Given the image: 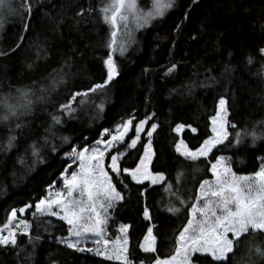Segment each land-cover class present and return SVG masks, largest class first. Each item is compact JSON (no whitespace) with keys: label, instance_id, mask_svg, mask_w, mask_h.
<instances>
[{"label":"trees","instance_id":"trees-1","mask_svg":"<svg viewBox=\"0 0 264 264\" xmlns=\"http://www.w3.org/2000/svg\"><path fill=\"white\" fill-rule=\"evenodd\" d=\"M104 2L30 0V21L22 22L20 12L7 13L5 17L0 50L10 55L0 57V96L10 92L16 95L17 88H30L40 96L39 89L49 88L52 79L60 76L66 83L56 92L43 94L51 98L37 102L34 114L21 119L24 127L16 133L17 147L10 152H0V226L12 208L40 199L46 195L49 184L59 181L68 163L62 157L72 146L62 144L61 136L71 137L74 144L94 143L105 128L114 129L129 114L135 113L142 119L154 112L153 119L159 128L153 136L156 156L150 170L164 173L173 189L180 188L187 197L190 193L195 195L203 179L213 177L203 160H185L175 151V144L184 140L194 150L210 137L211 120L221 98L227 102V119L235 122L242 133L243 129L251 130L257 122L264 121V74H260L264 58L258 54V49L264 47V0H199L198 4L177 0L176 7L163 19L133 34L134 42H129L123 56L119 52L115 54L119 74L103 94L92 97L95 103L85 104L73 114L74 118L64 116L63 125L53 127L55 138L50 139L58 146V151L53 153L49 144L41 150L45 162L33 164L29 145L42 144L49 135L45 129L51 124L50 114L61 115L56 108L68 100L72 92L85 91L106 78L104 60L109 52L105 46L109 27L98 11ZM11 3L19 7L21 0H11ZM150 4L151 0L139 2L145 11ZM90 8L96 11L90 13ZM78 12L84 14L77 15ZM186 13L187 20L184 19ZM23 23L29 24L27 32L23 30ZM21 35L24 36L21 48L11 52ZM250 56L254 59L252 64L248 63ZM171 64L176 66V71L165 76ZM101 101L103 112L96 108ZM178 124L184 125L179 134L173 131ZM193 127L196 133L191 131ZM262 130L264 125L256 129L257 133ZM8 134V128L0 125V140ZM146 140L143 136L142 142ZM229 140H232L231 135ZM213 153L230 157L233 171L238 175L251 176L261 166L264 140L253 146L248 136L236 147L225 141L213 149ZM140 154L142 149L133 154L128 164H134L136 155ZM19 157H24L26 163L21 165ZM197 168L200 170L194 171ZM178 171L183 172L180 184H177ZM142 187L130 184V198L112 210L108 232L114 238L119 235L120 224L131 225L128 235L133 264H152V254L142 252L138 246L150 226L142 215L145 202L137 193V188ZM163 187V184L149 186L147 193L151 223L159 225L154 232L159 231L166 241L160 247L162 257L172 252L174 234L182 230L189 218L187 208L175 215L166 210L169 201L175 198L165 193ZM176 206H180L178 202ZM24 218L32 220L30 215ZM52 219L53 226L48 231L40 229V240L35 248L23 236L17 237L15 249L0 247V264H114L57 243L59 237L66 235L67 226L62 227L61 221ZM251 243L264 247V235L257 234ZM247 258L245 244L238 250L237 260L245 264ZM252 258L255 264H264L255 254Z\"/></svg>","mask_w":264,"mask_h":264},{"label":"snow or ice","instance_id":"snow-or-ice-1","mask_svg":"<svg viewBox=\"0 0 264 264\" xmlns=\"http://www.w3.org/2000/svg\"><path fill=\"white\" fill-rule=\"evenodd\" d=\"M191 3L198 4L199 0H191ZM176 5L177 0H151V8L145 11L138 5L137 0H105L98 11L103 23L109 27V39L105 44L109 52L104 60L106 78L102 83H95L85 91L72 92L68 100L56 108L61 115L50 114L51 124L45 129L49 135L45 136L42 144L33 142L29 145L33 164L45 162L41 158V150L49 144L53 153L58 151V146L51 143L50 139L55 138L53 127L62 126L64 116L74 118L73 114L80 107L95 103L92 97L97 93L103 94V90L119 74L115 54L119 52L120 56H123L129 42H134L128 27L130 19L135 22L136 30L147 28L153 21L163 19ZM5 11L8 14L20 12L22 22L26 19L30 21V0H21L19 7L13 6L11 0H0V13ZM92 11L96 9L90 8L89 12ZM23 13H27V17ZM184 19H188L187 13ZM2 27L3 23L0 22V28ZM28 27V23H23L25 32ZM177 31H180L179 26ZM118 35L129 39L120 41ZM23 40L24 36L21 35L20 42L11 52L20 49ZM258 54L264 58V47L258 49ZM7 55H10V52L0 50V57ZM36 55L39 59V52ZM253 62L254 59L250 56L248 63ZM28 67L31 69L32 65L29 64ZM175 71L176 66L171 64L164 75L170 76ZM260 74H264V64L261 65ZM65 83L64 77L60 76L59 79H52L49 88L41 87L40 96H36L35 91L30 88H17L16 95L10 92L0 96V125L7 127L9 132L4 140H0V152H10L17 147L16 133L24 127L21 119L34 114V105L37 102H46L51 98L43 94L56 92L59 86ZM226 103L223 98L219 100V110L211 121L212 135L204 139L198 147L193 150L184 140L175 144V151L185 160H203L213 177L203 179L194 196L190 193L185 197L180 188L173 189L172 183L167 181L164 173L150 170L156 156L153 136L159 128L158 122L153 119L156 114L153 112L138 119L135 113H131L128 118L117 123L114 129L105 128L94 143L74 144L71 137H60L62 144L72 145L62 157L70 162L59 175L61 186L49 184L45 189V196L22 207L12 208L4 224L0 226V247L11 246L15 249L18 247L17 237L23 236L35 248L40 240V229L43 227L44 231H48L49 227L53 226L52 218H55L62 222V227L67 226L66 235L59 237L57 243L77 253H89L114 264H133L129 253L128 235L131 225L120 224L117 229L119 235L109 238L108 223L112 219V210L126 198H130V184H134L143 186L137 188V193L145 202L143 219L150 222L146 235L138 246L142 252L152 254V264H205V261L207 264H241V261L237 260V252L245 244L248 247L245 264H255L253 254L264 260V247L251 243L257 234L264 235V157H261L259 170L251 176H246L233 171L230 157L213 153V149L223 145L225 141L236 147L248 136H251L252 145L255 146L257 141L264 140V130L259 133L256 131L264 125V121L257 122L251 130L243 129L242 133L237 130L235 122L227 119ZM74 104L76 107H73ZM96 108L103 112V101L97 104ZM183 128L184 125L178 124L173 131L179 134ZM191 131L196 133L197 129L193 127ZM130 132L132 135H129ZM142 133L147 137L145 142H142ZM230 135L232 140H229ZM83 139L87 140V137ZM140 149L142 154L136 155V162L128 164V160ZM18 162L21 165L26 163L24 157H19ZM197 170L200 169H194ZM182 176L183 172L178 171L177 184L181 183ZM160 184L164 185L162 190L165 193L175 198L169 201L166 210L175 215L181 212L182 208H187L189 217L182 230L174 234L172 252L163 257L160 255V247L166 241L159 231L154 232L159 225L151 223V210L147 204L149 186ZM28 215L32 220L24 218Z\"/></svg>","mask_w":264,"mask_h":264},{"label":"rangeland","instance_id":"rangeland-1","mask_svg":"<svg viewBox=\"0 0 264 264\" xmlns=\"http://www.w3.org/2000/svg\"><path fill=\"white\" fill-rule=\"evenodd\" d=\"M139 2H140V0H137V3H138V5H139ZM151 5V4H150ZM150 8H151V6H150ZM149 8V9H150ZM5 17H7V12L5 11V12H2V13H0V22H2L3 23V27L2 28H0V34H1V31H2V29L4 28V26H5ZM128 27H129V30L132 32V38H133V34H135L137 31H139V30H141V29H139V30H136V27H135V22L134 21H132L131 19H130V21H129V25H128ZM120 32L122 33L123 32V28L121 27V29H120ZM118 39L120 40V41H125V40H128L129 38L128 37H126V36H123V35H118ZM74 107V106H73ZM218 110H219V107H218ZM227 118H228V116H227ZM212 121V120H211ZM147 127V126H146ZM211 128H212V123H211ZM183 131V130H182ZM181 133V132H180ZM129 135H132V133L130 132L129 133ZM144 135H143V133H142V137H143ZM146 137V136H145ZM147 138V137H146ZM219 146V145H218ZM70 161H68V163H69ZM151 166V165H150ZM73 167L75 168L76 167V165L74 164L73 165ZM69 171H71V169L69 170ZM61 181L59 180L57 183H55L56 185H57V187H60L61 186ZM147 183V182H146ZM109 238H112V236H111V234H110V236H109ZM89 246H92V245H89ZM86 254H89V253H86ZM89 255H91V254H89ZM91 256H93V255H91ZM96 257V256H95ZM98 258H101L102 259V257H98Z\"/></svg>","mask_w":264,"mask_h":264}]
</instances>
